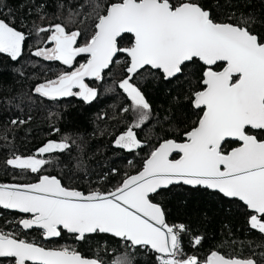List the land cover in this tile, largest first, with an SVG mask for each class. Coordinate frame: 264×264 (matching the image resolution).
I'll list each match as a JSON object with an SVG mask.
<instances>
[{
	"label": "snow or ice",
	"instance_id": "snow-or-ice-1",
	"mask_svg": "<svg viewBox=\"0 0 264 264\" xmlns=\"http://www.w3.org/2000/svg\"><path fill=\"white\" fill-rule=\"evenodd\" d=\"M5 7L6 0H0V55L19 63L29 37L35 35L39 46L33 56L70 69L35 85L32 91L40 97H79L91 103L99 90L85 78L104 81L123 65L113 83L127 101L121 111L130 114L132 122L113 143L129 152L145 147L150 151L135 174L124 173L110 190L88 192L41 173L51 161L38 157L69 149L67 138L48 141L36 155L13 152L7 165L39 175L35 182L0 183V209L23 214L0 226V264H105L74 245L42 243L70 237L87 244L101 235L118 238L127 249L110 264H135L138 249L150 251L156 264H258L251 257L233 258L218 251L204 260L188 255L183 237L190 227L170 223L161 200L174 186L202 188L241 202L249 210L250 228L264 234V32L253 27L256 18L230 12L221 19V5L204 0H78L67 7L66 18L57 15L59 22L46 26L33 20L29 28L13 9L5 15ZM65 7L57 6L60 12ZM20 8L27 10L25 19L35 15L48 20L43 3L28 0ZM149 77L183 79L190 86L184 99L197 119L182 132V139L162 138L149 145L138 137L136 130L154 115L145 92ZM165 119L179 123L176 117ZM29 120L31 116L15 118L10 124ZM118 171L109 170L113 175ZM203 239L195 236L191 243L198 246Z\"/></svg>",
	"mask_w": 264,
	"mask_h": 264
},
{
	"label": "trees",
	"instance_id": "trees-1",
	"mask_svg": "<svg viewBox=\"0 0 264 264\" xmlns=\"http://www.w3.org/2000/svg\"><path fill=\"white\" fill-rule=\"evenodd\" d=\"M78 0H36L37 4L45 5L48 20L40 21L35 15L26 18L27 10L21 9V3L28 0H6L5 15L8 8L13 14L24 19L29 28L32 21L36 24L59 22L57 15L67 17V7ZM206 4H220L223 13L221 19H227L230 12L236 16L241 13L252 15L257 23L253 27L264 32V0H204ZM65 3V9L58 11V4ZM43 35V34H41ZM127 43V41H125ZM39 46L35 35L29 37L28 47L19 63L11 61L5 55H0V183L35 182L39 174L21 173L5 162L12 153L23 156L36 155L38 149L48 141H63L67 138L70 148L60 152L44 154L38 158L48 159L51 163L41 169L45 175H55L70 187L81 191L110 190L122 179L124 173L135 174L141 169L144 159L150 151L149 147L129 152L114 146V139L132 120L130 114L121 111L127 101L123 93L113 83L118 80V73L123 65L117 66L115 73L106 76L104 81L89 82L90 87L99 90L97 98L91 103L84 102L79 97H65L57 100L40 97L32 91L34 86L49 79H55L59 72L70 70L57 61H45L31 53ZM49 47L51 45H48ZM125 57H121L124 59ZM80 62H84L78 58ZM75 66V65H74ZM21 69L24 75L18 74ZM195 79V78H193ZM145 92L153 106L154 115L151 121L137 135L149 145L158 143L162 138L182 139V132L192 126L197 117L193 114L184 99L186 90L190 87L183 79L180 81L156 80L149 77L145 81ZM17 98L12 104L5 100ZM179 97V101L176 98ZM19 103L20 107L15 105ZM31 120L19 126L10 124L15 118ZM176 117L179 123L168 124L165 118ZM59 129V131H55ZM234 145L230 144L229 147ZM119 171L113 175L110 169ZM108 178L103 179V174ZM162 203L167 209V219L170 223H183L190 231L183 237L184 251L188 255H197L204 260L213 251L233 258H253L258 264H264V234L250 228L248 210L236 200H228L221 195L208 190L191 189L184 186H174L163 192ZM20 215L5 212L0 209V226L6 220ZM33 238H39L38 233H31ZM195 236L204 239L201 245L193 246L191 240ZM74 245L86 257L102 259L105 264L117 255H122L127 249L121 240L101 235L87 244L74 243L70 237L49 244ZM135 264H156L150 251L138 249L134 251Z\"/></svg>",
	"mask_w": 264,
	"mask_h": 264
},
{
	"label": "water",
	"instance_id": "water-1",
	"mask_svg": "<svg viewBox=\"0 0 264 264\" xmlns=\"http://www.w3.org/2000/svg\"><path fill=\"white\" fill-rule=\"evenodd\" d=\"M58 62V61H57ZM59 63H61V62H59ZM92 81H94L93 79H91V78H85V82L86 83H88V82H92ZM65 98V97H64ZM59 99H62V98H59ZM184 187H187V188H191V189H199V188H192V187H189V186H184ZM200 189H202V188H200ZM204 190V189H203ZM210 192V191H209ZM222 196V195H221ZM225 198V197H224ZM226 199H228V200H234V199H229V198H226ZM237 201V200H236ZM239 202V201H238ZM241 203V202H240ZM3 210V209H2ZM3 211H6V212H11V213H17V212H12V211H8V210H3ZM249 211V210H248ZM17 214H20V213H17ZM20 215H23V214H20ZM111 237V236H110ZM116 239H118V238H116ZM119 240V239H118Z\"/></svg>",
	"mask_w": 264,
	"mask_h": 264
},
{
	"label": "flooded vegetation",
	"instance_id": "flooded-vegetation-1",
	"mask_svg": "<svg viewBox=\"0 0 264 264\" xmlns=\"http://www.w3.org/2000/svg\"><path fill=\"white\" fill-rule=\"evenodd\" d=\"M89 83V82H88ZM6 212V211H5ZM17 214V213H16ZM18 215H20V214H18Z\"/></svg>",
	"mask_w": 264,
	"mask_h": 264
}]
</instances>
